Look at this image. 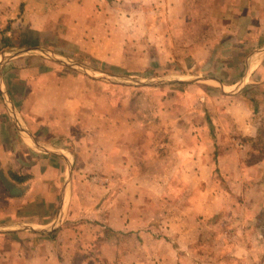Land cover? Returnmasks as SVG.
Returning <instances> with one entry per match:
<instances>
[{"label":"crops","instance_id":"crops-1","mask_svg":"<svg viewBox=\"0 0 264 264\" xmlns=\"http://www.w3.org/2000/svg\"><path fill=\"white\" fill-rule=\"evenodd\" d=\"M192 1L197 0H0V22L6 21L0 27V264H81L80 255L106 227L154 234L140 232L147 223L127 212L135 210L140 219L139 209L161 202L174 209L164 215L169 239L159 240L177 264L196 250L207 217L229 204V193L210 186L211 179L218 172L232 184L254 178L257 164L242 165L244 159L226 148L212 155L207 146L233 147V134L258 133L264 106L254 112L245 91L264 86L263 51L224 63L235 64L234 74L240 67L243 72L232 81L212 76L221 83L208 82L214 93L208 85L191 92L135 91L60 59L12 53L40 49L95 67L87 58L104 71L126 70L128 60L138 69L166 65L175 60L174 41L187 32L173 26L189 21ZM251 14L253 9L245 17ZM184 37L178 48L198 64L207 67L223 57L222 37L210 44ZM243 77L247 83L239 87ZM147 93L155 105L128 108ZM145 111H157L160 120L146 121ZM207 113L215 139L209 138ZM158 130H166L167 139L160 141ZM161 142L170 149L161 152ZM16 176L27 178L18 182Z\"/></svg>","mask_w":264,"mask_h":264},{"label":"rangeland","instance_id":"rangeland-1","mask_svg":"<svg viewBox=\"0 0 264 264\" xmlns=\"http://www.w3.org/2000/svg\"><path fill=\"white\" fill-rule=\"evenodd\" d=\"M188 6L191 12L189 21L179 22L173 26L174 29L180 30L183 28L185 30L187 28L185 37L181 36L185 38V41L190 37L193 41L204 42V40H207L210 44V41L222 37L224 44H220L224 47L221 51L223 57L218 59L217 62L210 61L208 65L205 64L207 67L198 64L192 56L188 57L187 51L178 48L179 42L181 43L180 39H182L180 37L178 41H174V47L176 48L174 50L175 60L172 63L166 65L152 64L138 69L136 64L133 65V62L128 60L126 70L113 69L108 66L102 67L106 68L105 70L108 72L119 71L120 74H126L140 80H153L157 77L178 74H195L215 76L232 81L233 78L238 76V73L241 76L243 72L241 67L236 69L238 73L234 74L233 67H235V64L226 66L224 63H235L238 59L240 62L247 53L261 48L264 44V0H240L238 3L230 0H197L196 2H190ZM252 9L253 14L251 15L254 17H245L248 11ZM222 19L224 22L229 20L227 26L222 25ZM4 26H6L5 20L0 22V27ZM169 26L171 27L172 23ZM249 26L252 28L248 30ZM186 34H188V37ZM230 44L232 46L228 48L227 46H230ZM178 59H185L186 63L182 61L183 64L181 65ZM83 60L101 68L95 61L87 58ZM205 85H208L210 93L217 90L213 84H207L206 82L163 83L134 86V89L135 91H137L136 89L152 91L154 88H159L162 91L170 89L171 91L185 92L188 90L191 92L206 90ZM245 92V96L252 97L254 104L258 107L264 106V86L254 85ZM144 95L143 98L136 99V101L133 99L127 103L128 108L134 107L135 104L139 106L150 104V102L154 103L153 105L156 104L153 94L147 93ZM160 99L158 94V101ZM160 105L162 106V104ZM262 109L263 112L257 118L259 129L256 136L243 137L239 134H233L235 136L233 147L230 145L225 147L219 145L214 148L212 145L207 146V152L212 155H218L222 149L226 148V150H232L228 153L234 152L244 159L242 165L257 164L258 166H255L256 172L252 174L253 179H249L247 176L242 178L245 179L244 183L237 179V184H232V181L219 172L211 179L210 186L217 185L225 193H229V204L216 214L207 217L209 221L203 227L200 242L196 243L199 245H195L196 250L190 252L186 258H179L177 264H264V107ZM155 113L158 112L145 111L142 117L146 121H150L151 116L156 117V120H160L159 115L156 116ZM205 119L210 124L209 138L215 139V126L213 127L210 123L209 113H207ZM157 132L160 141L164 138L167 139L169 136L166 130H158ZM223 137H226V135ZM161 143V152L170 149V146H162L163 142ZM239 146H244L246 149ZM217 171H219L218 168ZM191 183L192 187H196L195 181ZM173 209V205L169 206L166 202L157 203L154 206L146 205L143 209L137 211L140 219H138L135 210H128L127 215H132L136 222L145 221L147 223L144 228H141L140 232L147 229L148 231L153 230L155 233H150L148 236L141 234L136 236L134 230H130L133 232H122L109 227L98 230L94 244L90 243L88 250L80 255L79 262L81 264H174L168 244L159 240L162 238L169 239L168 231L165 230L167 217H164V215H168ZM91 229H88L89 233L92 231ZM77 232L83 234V229L78 228ZM103 239L107 240L108 244L103 245L101 243Z\"/></svg>","mask_w":264,"mask_h":264},{"label":"water","instance_id":"water-1","mask_svg":"<svg viewBox=\"0 0 264 264\" xmlns=\"http://www.w3.org/2000/svg\"><path fill=\"white\" fill-rule=\"evenodd\" d=\"M22 51H28L32 52L34 54L42 55L44 57L50 58V59H60L63 63L69 65L70 67L77 69L88 76L100 79V80H106L110 83L114 84H122L127 86H148V85H156V84H163V83H189V82H210V83H218L221 84L220 81L215 79V77L212 76H201V75H195V74H178V75H171V76H162L154 78L153 80H140L136 79L132 76H125V75H116L114 73L104 71L95 67L88 66L84 63H81L79 61H74L70 59H62V57H58L55 54L48 53L47 51H41L40 49H34L29 48L26 50L22 49H14L12 50V53H20ZM39 51V52H36ZM264 52V46L255 50L254 54H258L259 52ZM246 72H248L246 70ZM246 77V75H244ZM243 77L241 82L239 83V87H245L246 85V78ZM241 87V88H242ZM231 93V92H228ZM24 131L27 132L25 128H23Z\"/></svg>","mask_w":264,"mask_h":264},{"label":"trees","instance_id":"trees-1","mask_svg":"<svg viewBox=\"0 0 264 264\" xmlns=\"http://www.w3.org/2000/svg\"><path fill=\"white\" fill-rule=\"evenodd\" d=\"M22 6H23V4H22ZM2 40L5 42L6 40H7V38L4 36L3 38H2ZM7 42V41H6ZM7 45H8V43H6ZM5 46V45H4ZM250 103H251V106H252V108L254 109V112L256 111H258V106L256 105V104H254L255 102H254V99H252V98H250ZM16 178H17V181L18 182H20V181H25L26 180V178H27V176H16Z\"/></svg>","mask_w":264,"mask_h":264}]
</instances>
